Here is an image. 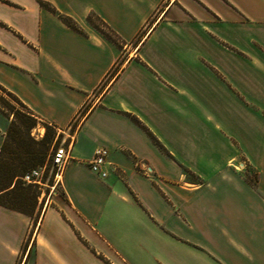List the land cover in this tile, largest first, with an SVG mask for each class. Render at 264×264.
I'll list each match as a JSON object with an SVG mask.
<instances>
[{"label": "crops", "instance_id": "crops-1", "mask_svg": "<svg viewBox=\"0 0 264 264\" xmlns=\"http://www.w3.org/2000/svg\"><path fill=\"white\" fill-rule=\"evenodd\" d=\"M96 1L0 0V87L58 133L91 102L28 249L0 203V264H264V0Z\"/></svg>", "mask_w": 264, "mask_h": 264}, {"label": "rangeland", "instance_id": "rangeland-1", "mask_svg": "<svg viewBox=\"0 0 264 264\" xmlns=\"http://www.w3.org/2000/svg\"><path fill=\"white\" fill-rule=\"evenodd\" d=\"M87 1L88 2L89 1L97 2L96 0H87ZM98 1L100 2V4H102L104 6V4H105L104 0H98ZM109 1H110V3H106L105 7H107L110 11L114 12V8H116L121 14L131 13V11L128 9V7L126 5H124L122 3H116L115 4V2H113L112 0H109ZM107 4H109V5H107ZM90 15H91L92 20L95 22L96 26L102 32H105L106 34L111 36L116 41V43L119 47H124L120 37L115 32H113V30L110 29L109 26H107V24L101 18H99L97 15H94V14H90ZM125 53H126L125 50L121 51V54H120L119 58L117 59L115 66L109 71V73L105 77L103 84L99 88L98 92H101L105 83L121 67V64H122V62L126 56ZM1 93L4 96H2ZM90 104H91V102L84 106L83 111H81V113L77 116V119L73 122V124L71 125V127H70L69 131H67V133L66 132L58 133V130L50 125L49 134H50V137L52 138V141H51V144H48L49 142H47L45 144V146L48 147L47 148V151H48L47 158H46V161L43 165H38L36 167L37 169H39L41 171V173L39 175L38 174L34 175L32 180L23 179L26 184L33 183V186H31L27 189L28 193L31 196L36 194V193L38 194L36 206L34 208H32V210H33L32 222H31L32 226H31V229L29 232V236L27 237V240H26L25 245H24V247L26 249H28L30 244L32 243L33 234L37 228L38 221H39V218L43 212V209L49 203L50 195L52 194L54 189H56V188L59 189V183L57 184L56 180H55V168H54L52 161H51L54 148L58 144L62 143L63 141H65L67 143V142L72 140L73 132H74L75 128L77 127L79 121L83 117L84 113L88 110ZM0 109L2 111V114L9 121V125L12 121H16L17 126L20 129H22V132L21 131L16 132V133L14 132V134L16 135V139H19L21 141L20 145L15 143V139H14V141H13V138L11 139V137H9V139H8L7 144L12 145L14 147L17 146L19 148L18 152H20V154H18V155H14V156L11 155V156H13L17 160H19L22 157L30 156L29 151H31V150L36 151L37 149H40L44 146L43 143H38L34 140H40L44 136L45 131H46L45 123H43L39 118H37L38 119L37 125L34 126L33 128H31V131L28 134V132L26 131V125H27L26 123H28V121H31V119L29 117L24 116V118L27 120V121H25L21 118V114L18 113V111L20 109L25 110L26 108L19 101H17L15 98L10 96L1 87H0ZM241 163H243V165H241ZM235 166L238 169L248 170L246 160L238 161V163ZM251 174H252V178H253L252 180H255V178H256L255 172H253ZM4 199H6V197H4L3 200ZM30 248H31V250H30L29 259H30V264H32L33 246H31Z\"/></svg>", "mask_w": 264, "mask_h": 264}, {"label": "trees", "instance_id": "trees-1", "mask_svg": "<svg viewBox=\"0 0 264 264\" xmlns=\"http://www.w3.org/2000/svg\"><path fill=\"white\" fill-rule=\"evenodd\" d=\"M8 94L19 101L12 93L8 92ZM18 113L21 114V118L25 121L27 120L24 116L31 119V121L26 123V131L29 134L31 128L37 125L38 119L23 109H20ZM45 126L46 131L42 139L34 140L38 143H43L44 146L36 151H29L30 156L22 157L17 160L13 156L20 154V152H18L19 148L17 146L14 147L8 145L7 142L9 137H11V139L13 138V141L15 139L16 144L20 145L21 141L16 139L14 132H22V129L17 126L16 121H12L7 129V138L5 139L0 152V203L20 210L29 216H32L33 214L32 208L36 206L38 194L36 193L31 196L27 189L33 186V183L26 184L23 179L26 174L31 173L34 168L38 165H43L46 161L48 147L45 146V144L47 142H49L48 144H51L52 138L49 134L50 125L45 123ZM4 197H6V199L3 200Z\"/></svg>", "mask_w": 264, "mask_h": 264}, {"label": "built area", "instance_id": "built-area-1", "mask_svg": "<svg viewBox=\"0 0 264 264\" xmlns=\"http://www.w3.org/2000/svg\"><path fill=\"white\" fill-rule=\"evenodd\" d=\"M72 144L73 140L67 143L63 141L54 148L51 161L55 168L56 183L61 181L62 173L72 158ZM109 152L110 150L106 145H100L96 148L93 157L88 161L92 171L101 177H106L109 174ZM241 165H243V163H241ZM40 173L41 171L39 169L34 168L31 173L24 176V179L32 180L34 175H39Z\"/></svg>", "mask_w": 264, "mask_h": 264}]
</instances>
